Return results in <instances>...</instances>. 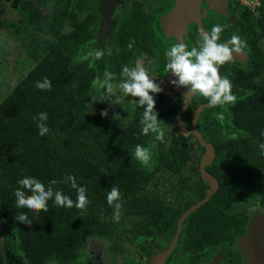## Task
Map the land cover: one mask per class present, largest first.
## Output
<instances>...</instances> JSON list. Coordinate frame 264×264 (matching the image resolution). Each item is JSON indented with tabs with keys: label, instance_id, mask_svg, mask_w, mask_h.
Masks as SVG:
<instances>
[{
	"label": "trees",
	"instance_id": "1",
	"mask_svg": "<svg viewBox=\"0 0 264 264\" xmlns=\"http://www.w3.org/2000/svg\"><path fill=\"white\" fill-rule=\"evenodd\" d=\"M154 1L147 10L137 1L128 5L110 41L97 30L99 0H46L41 2L45 11L25 0L17 7L22 19L3 24L15 39L29 42L34 61L0 102V235L8 223L15 237L14 251L24 264H77L89 238L112 241L123 234L122 222L113 218L114 206L107 203L114 186L121 193L120 214L135 221L127 234L141 256L150 255L151 247L166 249L179 218L208 191L199 173L204 148L190 134L170 135L164 122L171 117L172 124L183 121L189 128L193 111L208 104L205 98L187 100L178 92L172 107L155 105L165 133L163 143L151 132L141 134L146 105L136 103L121 125L114 120L118 99L107 86L124 80L123 67L143 54L155 60L156 74L162 75L166 68L167 51L157 42L162 33L158 18L173 0ZM258 2L256 13L239 5L235 22L239 33H221L223 41L238 35L249 56L245 65L219 67L220 76L231 81L235 102L205 108L196 124L214 148L215 156L205 169L218 188L183 222L165 264L205 263L221 251L237 257L228 246L245 233L248 217L236 206L255 181L264 182V155L259 154L264 143V0ZM130 42H134L131 50ZM96 50L104 52L99 60L92 55ZM44 78L51 81L48 91L35 87ZM156 101L161 104L160 98ZM102 111L106 117L100 115ZM41 112L47 113L50 130L43 137L34 119ZM137 144L149 150L146 165L134 156ZM186 169L191 176L184 175ZM66 175L75 176L78 186L86 188L90 202L86 210L55 205L57 192L76 200ZM24 177H34L45 191L52 190L47 212L16 208L13 193ZM154 184L158 190L151 191ZM21 190L25 196L32 195L28 189ZM21 213L28 215L31 226L15 219ZM0 264H6L1 240Z\"/></svg>",
	"mask_w": 264,
	"mask_h": 264
},
{
	"label": "clouds",
	"instance_id": "2",
	"mask_svg": "<svg viewBox=\"0 0 264 264\" xmlns=\"http://www.w3.org/2000/svg\"><path fill=\"white\" fill-rule=\"evenodd\" d=\"M259 7V6H258ZM223 27L220 24L213 25L210 32H204L201 39L197 41L198 47H192L188 50L185 43H177L170 47L166 52L168 63L166 69L169 73H174L179 82L177 87H189V96L203 97L208 101L209 106L217 107L234 103L236 94L233 92L231 81L219 74V67L234 60V53L239 56L244 54L245 42L238 35H233L226 42H219ZM134 42L128 44L129 50L132 49ZM96 60L104 56L102 50H96L94 53ZM123 74L128 76L126 82L120 84V88L125 95L139 98L138 103L144 108L143 118L140 121L142 125V135H148L150 132L154 134L156 141L164 142V130L160 128L157 115L154 112L155 101L150 93H158L161 88L149 78L148 73L143 67L137 66L130 69L128 66L123 67ZM177 84L176 81H172ZM51 81L44 78L43 81H37L35 87L38 90L48 91L51 89ZM108 91H112V86L109 84ZM102 117L107 116L106 111L100 113ZM223 117L221 116V119ZM34 119L37 121V128L40 136H46L49 133L47 127L48 115L46 112L39 113ZM181 126L183 124L181 122ZM264 136V131L261 132ZM261 149L260 155H264V143L259 145ZM135 158L142 164H148L150 155L149 150L139 144L134 150ZM66 181L71 182V188L76 190L77 197L74 201L69 196L63 195L61 192L55 194V205L58 207L73 208L78 210H86L90 203L86 198V188L79 187L76 183L75 176L66 175ZM56 184L58 181H50ZM18 187L13 195L16 198V208H26L33 213L40 211L47 212V203L52 198V190L45 191L44 184L34 177H24L17 181ZM21 189H28L32 195L25 196ZM121 198V193L117 186H114L107 194V203L109 206H114L113 218L116 221L120 219V209L122 205L118 203ZM103 215V214H101ZM15 219L22 224L31 226L32 221L27 214L21 213L15 216Z\"/></svg>",
	"mask_w": 264,
	"mask_h": 264
},
{
	"label": "rangeland",
	"instance_id": "3",
	"mask_svg": "<svg viewBox=\"0 0 264 264\" xmlns=\"http://www.w3.org/2000/svg\"><path fill=\"white\" fill-rule=\"evenodd\" d=\"M24 1L25 0H11L8 4L10 13H5L4 17L0 18V102L34 66V61L29 56V42L27 40L19 41L18 39H15L12 32L9 29H6L3 25L6 22H19L22 19L21 15L16 10V7ZM128 1L133 4L134 2L141 0ZM234 1L243 6V1L247 0ZM34 2L36 4L35 7L42 11L46 10L44 6L41 4L39 5L38 0H34ZM141 2H143V5H145V9L147 10L149 3L144 1ZM190 7L192 8L188 14L190 17H188L187 24L194 21V15L192 12L195 9V0H190ZM95 10L99 15H102L100 9L95 8ZM207 10L215 11L209 7H207ZM191 13L192 15H190ZM137 61H139V67H143L148 73L149 78L154 80V82L161 88V91L158 93H150V95L153 96L155 105L164 109H168L175 105L176 94L181 89V86L177 87L179 78L174 73H169L165 78L154 76L152 74V62L144 55H136L131 61L129 68L132 69L136 67ZM128 79L129 77L125 75V78L121 83L128 81ZM172 81H176L177 84H173ZM121 83H114L111 85V93L118 99V104L115 107V110H113L114 120L120 125L128 120L133 112L134 105L138 103L139 100L137 97L125 95L120 88ZM98 84L100 85V83ZM158 98L161 99V104L159 103L160 101H156ZM164 122L167 126L166 130L170 135L189 134V128L185 126L183 121H179L177 124H172L171 117H167L164 119ZM181 122L183 127L181 126ZM195 164L196 163L194 162L193 165ZM187 174L188 176H191L188 169L184 171V175ZM152 187L153 188H150L151 191L158 190L155 184ZM169 194L171 193L169 192ZM171 195H173V193ZM236 209L243 210L246 213L248 223L255 221L258 218L264 219V182L262 180L255 181L253 186L245 191L243 198L236 206ZM125 218L126 217L120 214V222L117 221V223L122 222L124 233L117 235L112 241L101 240L97 237L89 238L82 246L77 264H93L94 261L97 264H153L157 256L162 252V249L159 246H156L150 249V255L141 256L137 252V245L127 234V230L131 229V226L135 221L134 219ZM8 226V223H6L5 229L0 235L6 264H24L22 258L14 251L13 242L15 237L12 232L9 231ZM245 236L246 230L243 235L239 236L228 246L229 252L234 253L237 257L225 256L221 253L217 254L209 264H245L246 258L238 250V240ZM4 237H7L8 240H5ZM9 242H11L10 245ZM9 247H11L13 251H11Z\"/></svg>",
	"mask_w": 264,
	"mask_h": 264
},
{
	"label": "water",
	"instance_id": "4",
	"mask_svg": "<svg viewBox=\"0 0 264 264\" xmlns=\"http://www.w3.org/2000/svg\"><path fill=\"white\" fill-rule=\"evenodd\" d=\"M174 1L175 4L169 14L162 16L160 19V27L166 36H177L181 32H185L184 29L186 27L188 17H190L188 16L192 8L190 7V0ZM99 2V9L104 17L99 33L103 36V38L108 40L111 38L113 25L115 24V20L110 21L109 17L117 5H123L124 0H99ZM200 4L201 0H195V9L192 13L194 15L193 18H196V21L198 22L200 30H202L204 33L205 30L200 22ZM206 4L210 9L216 10L218 14L225 15L223 12L224 7L227 5L226 0H206ZM192 13L190 15H192ZM235 58L237 59V57ZM179 92L183 94L187 100H190L188 87L181 86ZM207 107L211 106H209V104H204L193 111L191 124L189 127V134L192 135L197 140L199 146L205 150L200 159L199 173L202 181L208 184V191L202 200L191 205L179 218L174 237L169 247L157 256L153 264H165V261L171 255L176 246L183 222L192 212L200 208L203 204L207 203L218 188L217 180L205 169V167L213 160L215 156L214 148L211 144L204 140L203 136L196 129L198 117L200 113ZM238 250L245 256V264H264L263 218H258L255 221H251L247 224L246 236L238 240Z\"/></svg>",
	"mask_w": 264,
	"mask_h": 264
},
{
	"label": "flooded vegetation",
	"instance_id": "5",
	"mask_svg": "<svg viewBox=\"0 0 264 264\" xmlns=\"http://www.w3.org/2000/svg\"><path fill=\"white\" fill-rule=\"evenodd\" d=\"M10 1L11 0H0V18H3L5 13H7V14L10 13L9 6H8V4H9ZM45 1L46 0H38V3L40 5L41 2H45ZM141 1L147 2V0H141ZM141 1H138V2L141 3L142 6L145 8V5H143V2H141ZM31 2H32L33 6H36L34 0H31ZM147 3H149V6L151 4L153 6L156 2L154 0H152L151 2L148 1ZM130 4L131 3H129L128 0H124L123 5H117L116 8L112 11V14L109 17V20L110 21L115 20V24L113 25L112 33L115 30V28H116L118 19L124 13L125 8L128 5H130ZM174 4H175V1L173 0L172 7L174 6ZM226 4L227 5L224 7V12H223L225 15H220V14L217 13L216 10L215 11H210V10L208 11L207 10L208 5L206 4V0H201V4H200V6H201L200 7V22H201V24H202L205 32H210L211 29H212V27H213V25H215V24L218 23V24H220L223 27V30L228 35H230V33L233 32V30H234V32L239 33V30L238 29L237 30L235 29V22H236V20L239 17V11H238V9L242 5L239 4L238 2H235L234 0H226ZM18 5H17V7H18ZM235 5H237L238 8ZM17 7H16V10H17ZM172 7L169 9L170 11L172 10ZM169 10H167V12H165V13H160L161 15L158 18L159 19L158 20L159 24H160V18H161V16H164V15L168 14L170 12ZM103 19H104L103 15H100V20H99L98 29H97L98 32L100 30V26H101V23L103 22ZM184 31L185 32H181L177 36H166L163 33V31H161L162 33L158 34V37L157 38H158L159 41H157V42L163 45V48H164L165 51H168L171 46H173V45H175L177 43H181V42L182 43H185L188 46V50H191L192 47H198L197 41H199L201 39V35H202L203 32H202V30H200V27L198 25V22L196 21V18L194 19V21H192V22H190V23H188L186 25ZM111 37H112V34H111ZM110 40H111V38L108 39V41H110ZM226 41L227 40H224L223 41V39L221 38L219 42H226ZM234 56L237 57V59L234 57V60H232L229 63L225 64L226 66L232 67L233 66V63H239L241 65H245L247 63V61L249 60V56L247 55V52H246L245 48H244V54L237 56L234 53ZM145 57L148 58L152 62V65H153V67H152V74L154 76H156L158 78H165L167 75H169V72H168V70L166 68L163 70L162 75L156 74L155 73V67H156L155 60L153 58H151V57H148V56H145ZM238 59H239V61H238ZM169 245H168V247H169ZM151 248H153V247H151ZM166 249L162 250V252H164ZM221 253L222 252H218L217 254H221ZM214 257H212L211 261H209V262L203 263V261H200L199 263L200 264H209L210 262H212V260H213Z\"/></svg>",
	"mask_w": 264,
	"mask_h": 264
},
{
	"label": "built area",
	"instance_id": "6",
	"mask_svg": "<svg viewBox=\"0 0 264 264\" xmlns=\"http://www.w3.org/2000/svg\"><path fill=\"white\" fill-rule=\"evenodd\" d=\"M242 3V2H241ZM243 6L251 10L252 12L256 13V9L259 6L258 0H247L243 1Z\"/></svg>",
	"mask_w": 264,
	"mask_h": 264
}]
</instances>
